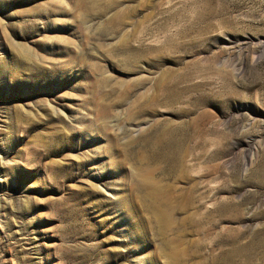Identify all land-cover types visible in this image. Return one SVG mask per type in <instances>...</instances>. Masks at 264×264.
<instances>
[{
  "label": "rangeland",
  "instance_id": "374dc122",
  "mask_svg": "<svg viewBox=\"0 0 264 264\" xmlns=\"http://www.w3.org/2000/svg\"><path fill=\"white\" fill-rule=\"evenodd\" d=\"M263 246L264 0H0V264Z\"/></svg>",
  "mask_w": 264,
  "mask_h": 264
},
{
  "label": "bare ground",
  "instance_id": "6f19581e",
  "mask_svg": "<svg viewBox=\"0 0 264 264\" xmlns=\"http://www.w3.org/2000/svg\"><path fill=\"white\" fill-rule=\"evenodd\" d=\"M172 142V141H171ZM168 143V142H167ZM171 144V143H170ZM169 144V145H170ZM173 146V145H172ZM171 146V147H172ZM168 149V148H167ZM167 152V151H166ZM172 152V151H171ZM263 172V171H262ZM261 172V173H262ZM158 191H160V190H158ZM157 192V191H156ZM155 195L157 196V198L155 199L156 201L158 200V204H160V205H158V206H156V208L158 207V209L161 211L160 213H162V212H164V210H163V208H162V205H161V201L159 202V200H160V198H161V193L160 192H157V194H155L154 193V197H155ZM162 199V198H161ZM163 200V199H162ZM163 203V202H162ZM164 203H165V201H164ZM167 203V202H166ZM168 204H170V202L169 203H167L166 205H168ZM156 205H157V203H156ZM226 205V204H225ZM224 206V205H223ZM169 207V206H168ZM221 207V206H220ZM235 207V206H234ZM165 209H168V208H165ZM232 209V208H231ZM163 210V211H162ZM167 211V210H166ZM226 211V210H225ZM159 212V211H158ZM167 213H169V212H167ZM166 212H165V214H167ZM162 215V214H161ZM229 215V214H228ZM162 216H165V215H162ZM161 216V217H162ZM166 216H168V215H166ZM162 217V218H168V217ZM169 216H170V214H169ZM237 246V245H236ZM236 246H235V248H236ZM244 247V246H243ZM248 247H249V245H248ZM264 247V246H263ZM237 248H239V246L237 247ZM234 249V248H233ZM233 249H231V250H233ZM248 249V248H247ZM250 249V248H249ZM252 249V248H251ZM238 251L237 252H239V249H237ZM243 250V249H242ZM234 252H236L235 250H233ZM263 251H264V249H263ZM241 252V251H240ZM244 252V251H243ZM230 253V252H229ZM257 253V252H256ZM264 253V252H263ZM239 254H241V253H238V255ZM246 254V253H245ZM252 254H253V252H252ZM226 255V254H225ZM225 255H224V257H225ZM227 255H229L228 254V252H227ZM230 255H231V253H230ZM236 255V254H235ZM242 255V254H241ZM237 256V255H236ZM246 256V255H245ZM231 257V256H230ZM247 257H248V254H247ZM252 257V256H251ZM212 258V257H211ZM227 258V257H226ZM233 258H235V257H233ZM249 258V257H248ZM219 259V258H218ZM229 259H232V258H229ZM221 260V259H220ZM233 260H235V259H233ZM232 260V261H233ZM246 260H247V258H246ZM250 260V259H249ZM230 261V260H229ZM225 262V261H224ZM248 262V261H247ZM235 263V262H234ZM237 263V262H236ZM213 264V263H212ZM220 264V263H219ZM227 264V263H226ZM248 264V263H247Z\"/></svg>",
  "mask_w": 264,
  "mask_h": 264
}]
</instances>
